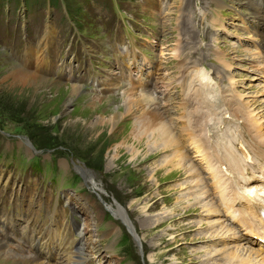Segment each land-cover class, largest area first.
I'll use <instances>...</instances> for the list:
<instances>
[{
    "label": "rangeland",
    "instance_id": "374dc122",
    "mask_svg": "<svg viewBox=\"0 0 264 264\" xmlns=\"http://www.w3.org/2000/svg\"><path fill=\"white\" fill-rule=\"evenodd\" d=\"M165 1L169 6L176 4L174 0ZM197 1L200 5L206 7L207 0ZM236 2H238L241 9L244 10L242 6L243 1L236 0ZM118 3L119 0L104 1L102 9L103 12H106V17L109 18L106 23H110L114 19L119 6ZM48 7L51 8L52 15H54V13L58 15L56 18L57 21L63 20V15L69 23L66 38L59 35L54 39V45L56 47L52 54L53 65L48 75L44 77V80H47L46 82H48V85L52 87L48 88L44 86L35 90L21 89L19 86L10 84L9 80L4 82L0 81V109L5 106H10L11 109L13 108L17 111L13 113L11 117L0 112V120L5 121V124L0 123V163L1 160L3 162L5 160L6 163H9L10 159L6 157V154L4 157L2 155L4 152L7 153V151H11L10 145H12L13 140L10 141L8 139L14 132L22 131L27 136L30 135L35 140L37 146L40 147L47 146L49 143H58L56 146H59V148L65 152L67 162V166L63 172L67 173L70 169L75 171L71 161L77 166H83L84 164V166L89 169L96 183L102 188L101 196L109 203L112 202V198L116 196L118 200L116 198L115 200L125 208L129 218L138 229V232L141 231L139 236L142 250L144 249V243L147 246H153L156 249L150 251V254H152L155 259H161L162 256L160 253L165 249L164 244L162 242L159 243L157 239L154 238L156 232L161 231L152 230L153 225H151L149 229L146 228L149 226L147 225V223H149V216L152 215L153 218L157 216L154 213H148L147 216H143L144 214L141 212L142 209L146 207L147 202V207L151 206L146 208V212L163 210V207H160L161 196L159 195L167 191V186L174 190L175 195V190H178V188L172 186L171 179L176 175L177 169L172 166L167 168L155 164V162L158 161V157H156L157 154L152 153L156 146H153L152 142L148 139V133L142 134L143 138L136 141L137 145L135 147L133 144L123 142V136H127V134L136 129L135 126H138V116L136 119L130 120V116L124 114V112L130 108L126 107L125 110H123L122 107L118 105L119 94L115 89L104 90L99 98H91V94L95 92L93 90L94 85L89 84L88 86L90 87H88L85 85V82L94 74V71L88 67L85 74L79 77L81 72V69H79L80 62H70L71 65L78 66L74 68V74H77L76 76L79 80L71 82L72 78H66L64 74L66 67L61 69L60 66L56 72L53 69L56 62H65L71 55V47L68 48L69 43L67 41L75 46L76 40L92 37L95 35L96 31L101 34V18H103V15H101V0H0V52H14L17 49V53H19L26 37L34 38L35 35H39L42 32L44 22L47 23L45 19L47 17ZM19 8L33 13V19L30 22L27 19L25 26H23L24 20L22 23V16L19 14ZM137 15L140 14H135L134 18L137 17ZM23 17L24 19L30 18V15H24ZM137 20H139V25L135 28L138 30L137 36L143 34L146 26L155 23L151 22L153 18L150 15H146L142 18L138 17ZM49 26L51 27V25H47L44 28L43 34ZM235 31L240 30L236 29ZM161 33L165 35L164 39L169 40L166 46H172V22L167 28H162ZM27 38L25 44L30 41V39ZM216 38L219 40L223 51H233L231 46L225 43L224 38L221 36H216ZM213 40L216 41L215 37ZM196 41L198 43L203 42L200 39ZM178 43H180L179 40L177 41V47ZM97 48H99L97 44L88 42V47L85 52H93ZM102 48L103 46L101 45V49ZM49 50L51 54L52 46L49 47ZM170 50L172 53L174 48L171 47ZM64 51L67 56L63 55ZM11 57L15 58V55L0 59V80L1 77L6 75L10 68L24 67L26 62L23 61L24 57L22 60L23 62H18V64L12 66L11 63L15 62V59L11 61ZM79 60H81V58ZM247 62H254V60ZM83 63H90L89 56ZM95 63L97 62L93 64ZM142 63L141 58L136 55L126 70L128 72L133 70V74L131 75L136 77L137 74L134 73H136L137 69L141 68ZM48 70H46V72ZM234 73H236V76L233 79V85L241 91L243 95L248 92L251 84L260 80V78L257 79L251 75L252 71H249L247 66L235 70ZM195 79L196 81L200 79L208 81L203 71H198L195 75ZM79 82H83L85 90H83L84 94L81 98L76 100L75 97L80 94H77L80 88L77 89L76 86L80 84ZM183 83H187V81ZM68 86L72 88L69 89ZM184 102L185 96L182 93V101L179 103L180 106ZM75 103L76 106H73ZM224 105H226V102ZM176 107L180 108L179 106ZM115 111H118L123 116L120 115L121 119L115 124L114 129L107 128V126L93 128V126L90 125L97 117H106L112 115ZM182 112L183 110H180V116ZM258 126L264 127L262 124ZM21 135L23 134L21 133ZM146 141H148V143ZM149 143H151V145ZM149 148L153 150L150 151ZM176 148L177 147L174 146V149ZM143 151L145 152L143 153ZM43 154L42 157H45ZM12 156L13 158H18L15 169L16 173L21 177L25 179H35L37 178L36 176L43 175L36 165H31V161H29L28 164H23V160L16 153H13ZM5 166H8V164L6 165L4 163L3 168ZM57 166L61 170L58 164ZM3 168L0 167V178L3 176V173H5ZM154 170L155 173H153ZM48 171L51 173L55 172L52 167H50ZM186 171L187 169L184 170V173H186ZM186 176L189 179V175ZM39 180L41 181L40 178ZM158 181L167 184V186L161 184L157 186ZM183 181L184 180H182V182ZM156 189L159 191V193L156 194L159 200H152L155 198L152 193L155 194ZM181 193L183 192L179 193V198L182 197ZM74 196L81 202L86 201L83 200L85 198L81 196V193H75ZM162 199L167 202L166 198L162 197ZM178 202L181 201L176 199L177 207H179ZM112 208L116 210V207ZM150 208L151 210H149ZM88 210H91V208H88ZM88 215L90 217V213H88ZM177 224L176 222L171 225L174 226L173 233L175 237L179 238L181 232L180 229L177 228ZM87 225L88 219L84 217L82 226H84V229H87ZM161 228H164V225ZM86 233L89 232L87 231ZM130 248L132 254L139 255L135 246L131 245Z\"/></svg>",
    "mask_w": 264,
    "mask_h": 264
},
{
    "label": "bare ground",
    "instance_id": "6f19581e",
    "mask_svg": "<svg viewBox=\"0 0 264 264\" xmlns=\"http://www.w3.org/2000/svg\"><path fill=\"white\" fill-rule=\"evenodd\" d=\"M52 34H53V30L49 26V28L42 35V37L37 40L36 46L27 47V53L23 60L26 61L24 67L23 66H22L23 68L13 67L14 69L10 68L9 71L6 73V75L1 77L0 81L4 82L9 80L10 84H12L13 86H19V88L21 89L35 90L38 89L39 87H44V86L48 88L52 87L48 85V82H46L47 80H44V76H41L46 72V70L50 65L48 59L50 56L49 47H51ZM260 38L258 42H256L257 44L260 42ZM178 48H180V43H178ZM172 54H174V51L172 52ZM183 84L184 85L182 87L183 89L185 88V92L182 93L185 96V102L181 106L179 105L181 111L183 110L182 115L180 116L182 118V124L180 130L184 134L182 138L176 136L174 132L168 128L166 121L161 119V113L163 109L161 107L159 100H155L152 102H148V100H145V102H142L141 104L142 114L138 116V126H135L136 129L133 128L134 130L131 133L127 134V136L126 135L123 136V142L127 144L128 143L133 144L135 147L137 145L136 141L143 138L142 134L148 133L147 135L148 139L152 142L153 146H156L154 150L150 149L151 147L149 148L150 151L151 150L154 151L152 154H155L156 152L155 150L157 148L166 149L168 146L170 147V157L164 156V161H170L171 159H174L176 157V154H179L177 159H180L182 157L181 147L184 145V143H182L181 141L183 139L192 142L194 144V149L196 151L201 150L203 145L205 144V141L203 140V133L206 129L207 119L215 111V108L208 100V96L211 95V93L209 92L210 89L209 82L200 79L199 81H196L192 86L189 85V82ZM68 88L71 89L72 87L68 86ZM190 89L192 91H189ZM181 101H182V94L180 97V102ZM226 106L231 113L233 114L237 113L236 110L231 108L230 101L226 103ZM120 115L121 113L115 111L114 113H112V115L106 117L105 116L97 117L95 121L90 123V125L93 126V128L107 126V128L114 129L115 124H117L121 119V116H123ZM260 126L253 125L254 135L264 140V127H260ZM146 142L148 143V141ZM149 144L151 145V143ZM174 146H176L177 148L174 149ZM144 152L145 151H143V153ZM218 159L219 158L217 156V150L207 151L205 155V167L208 170V176L211 177V180L209 182L210 185L213 183L220 184V179L217 178L218 173L216 169V161ZM201 171L202 170L199 167H196L195 169H191V167L188 166L186 173L187 175H189V179H185L183 182L188 181L189 183H192V182L201 181L202 180L200 176ZM231 182H232V186L236 185V182L234 180H232ZM181 183H179V185ZM261 186L264 187V184H261ZM186 192H188L189 194H193L196 198L200 196L208 197L206 196L207 193H205L203 190H197L191 185H189L187 191L181 193L182 197H185ZM204 208H207L205 204H204ZM246 209L252 215L250 219L246 220L247 223L246 225L249 227L250 231L254 232L255 234H260V236H262L264 240V223L262 219L255 214L254 204L253 203L246 204ZM116 210L118 213L124 216L121 208H119L117 205H116ZM208 210L214 211V208H208ZM148 221L149 223H159L160 222L159 216L153 218L151 215ZM195 222H198V220H196ZM210 230L211 228L208 231ZM220 252L221 250L217 248L216 253L219 254ZM239 253L240 250L236 251L235 248L228 249L223 254L218 255V257L216 258L218 260L214 261L213 263L214 264L215 263L216 264H250L248 262V258L244 256H239ZM263 262L264 260L263 258H261L260 263L262 264ZM208 263L211 264L210 262ZM24 264H39V263L24 261Z\"/></svg>",
    "mask_w": 264,
    "mask_h": 264
},
{
    "label": "trees",
    "instance_id": "16d2710c",
    "mask_svg": "<svg viewBox=\"0 0 264 264\" xmlns=\"http://www.w3.org/2000/svg\"><path fill=\"white\" fill-rule=\"evenodd\" d=\"M0 112L2 113V114H6V115H8V116H13V113H15V112H17V111H15L13 108L11 109V107L10 106H5V107H3L2 109H0ZM4 117V116H3ZM5 122V121H4ZM22 128V127H21ZM23 129H24V127H23ZM28 134V133H27ZM29 135V134H28ZM29 137H31L30 135H29ZM33 139V138H32ZM58 143H49L48 145H57Z\"/></svg>",
    "mask_w": 264,
    "mask_h": 264
}]
</instances>
